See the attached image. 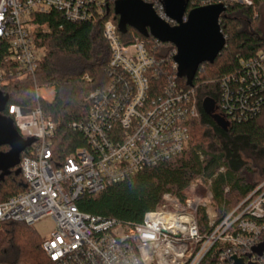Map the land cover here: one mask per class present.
<instances>
[{
	"label": "built area",
	"instance_id": "2783aa9c",
	"mask_svg": "<svg viewBox=\"0 0 264 264\" xmlns=\"http://www.w3.org/2000/svg\"><path fill=\"white\" fill-rule=\"evenodd\" d=\"M142 1L165 22L177 25L166 15L164 0ZM235 2L253 5L252 0L217 4L227 7ZM108 4L109 0H0V49L7 51L0 89L9 79L35 77L45 54L35 36L49 30L37 22L38 15L56 12L68 22L88 23L102 16ZM103 37L111 52L108 83L85 99L86 116L69 126L85 146L56 159V124L42 108L6 109L5 117L13 120L20 136L35 141L19 164L25 191L0 202V231L8 222L33 227L53 219L54 229L42 243L53 264H200L214 247H221L220 262L233 256L248 261L246 254L264 241V182L229 213L208 211L206 197L192 186L180 195L165 194L163 204L147 212L139 224H123L77 208L85 195L186 152L190 123L200 117L196 88L181 89L174 58L168 63L157 55L165 44L139 38L126 44L112 21L103 25ZM209 83L219 86L217 108L229 122L259 116L264 112V49L241 58L234 73ZM34 91L40 101L51 103L55 98L53 87L36 84ZM200 212L208 220L204 233ZM250 260L264 264V252L252 254Z\"/></svg>",
	"mask_w": 264,
	"mask_h": 264
},
{
	"label": "trees",
	"instance_id": "16d2710c",
	"mask_svg": "<svg viewBox=\"0 0 264 264\" xmlns=\"http://www.w3.org/2000/svg\"><path fill=\"white\" fill-rule=\"evenodd\" d=\"M116 1L109 0L104 14L88 23L68 22L56 12L38 15L37 22L47 24L49 30H40L35 36L37 46L45 50L35 77L9 79L0 89V93L8 97L2 116L5 117L10 105L27 109L40 106L45 116L56 124L53 141L56 159L60 160L85 146L80 134L69 126L86 116L89 105L85 99L108 83L106 68L111 52L103 37V25L112 21L117 26L119 37L126 44L134 42L136 38L155 41L152 36L144 37L130 26H127L126 33L120 32V17L114 11ZM218 1L189 0L187 10L217 4ZM252 1V6L237 2L227 4L225 16L220 22L227 39L226 48L213 64L205 63L199 67L193 87L196 88L200 117L190 123L188 150L99 193L85 195L76 203L79 211L117 219L123 224H139L147 212L163 204L165 194L180 195L201 179L209 182L208 193L220 205L218 210L229 213L264 182V112L246 122H229L217 108L219 86L209 83L234 73L241 58H249L264 49L261 30L255 29L264 8V0ZM246 22L251 31L247 30ZM174 51V46L165 44L157 55L171 63ZM6 52L5 47L0 49V68H3ZM86 76L89 81L85 79ZM178 82L181 89L190 88L186 79L180 78ZM36 84L54 88L53 102L37 99L34 91ZM206 99L215 102L213 114L204 109ZM29 148L31 146L22 152L20 161ZM9 150V146H0V153ZM18 169L19 165L0 181V202L25 191L22 174H16ZM198 219L201 232L204 233L208 230L205 213L200 212ZM42 243L43 240L32 227L5 223L0 231V264H53L47 258ZM220 253L221 247H214L200 264H233L230 259L220 262Z\"/></svg>",
	"mask_w": 264,
	"mask_h": 264
},
{
	"label": "water",
	"instance_id": "95a60500",
	"mask_svg": "<svg viewBox=\"0 0 264 264\" xmlns=\"http://www.w3.org/2000/svg\"><path fill=\"white\" fill-rule=\"evenodd\" d=\"M189 0H164L166 15L176 26L161 19L151 4L142 0H117L115 14L120 17L118 28L126 33L127 26L132 27L144 37L152 36L163 44L175 47L174 62L177 65V76L186 79L193 87L199 67L205 63L213 64L218 55L226 48L227 39L220 26V19L225 16L226 7L219 4L201 6L188 13L187 21L183 17L187 12ZM8 97L0 93V146H9L7 153H0V181L9 175L11 169L18 166L22 152L34 143V139H24L18 133L13 120L4 117ZM206 112L213 114L215 102L204 101ZM18 169L16 174H20ZM264 252V241L246 254L245 258L233 256V264H258L250 260L252 254L261 256Z\"/></svg>",
	"mask_w": 264,
	"mask_h": 264
},
{
	"label": "rangeland",
	"instance_id": "374dc122",
	"mask_svg": "<svg viewBox=\"0 0 264 264\" xmlns=\"http://www.w3.org/2000/svg\"><path fill=\"white\" fill-rule=\"evenodd\" d=\"M247 24V30L251 31L250 29V25L248 24V22H246ZM260 29L261 30V35L264 37V8L262 9V11L260 12V18L257 22V24L255 25V29ZM192 187H197L198 190H196L197 192L203 194L206 199H207V210L210 212H217V210L219 209V204L214 202L211 197L209 196V188H210V184L208 181H204V180H197L195 182L194 185H192ZM54 221L51 218H47L42 220L41 222L37 223L36 225H34L32 227V229H34L38 235L41 237L42 240H44L45 238L48 237V235L51 233V231L54 229Z\"/></svg>",
	"mask_w": 264,
	"mask_h": 264
}]
</instances>
